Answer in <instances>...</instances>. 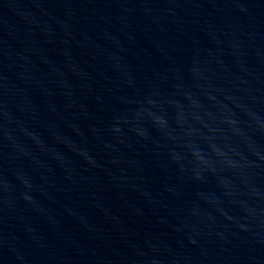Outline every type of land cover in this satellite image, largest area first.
Instances as JSON below:
<instances>
[{
	"label": "water",
	"instance_id": "95a60500",
	"mask_svg": "<svg viewBox=\"0 0 264 264\" xmlns=\"http://www.w3.org/2000/svg\"><path fill=\"white\" fill-rule=\"evenodd\" d=\"M0 264H264V0H0Z\"/></svg>",
	"mask_w": 264,
	"mask_h": 264
}]
</instances>
